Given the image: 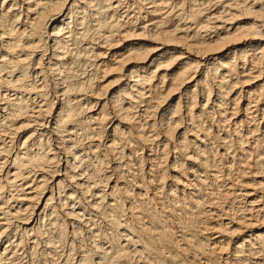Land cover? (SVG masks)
Segmentation results:
<instances>
[{"label":"bare ground","instance_id":"1","mask_svg":"<svg viewBox=\"0 0 264 264\" xmlns=\"http://www.w3.org/2000/svg\"><path fill=\"white\" fill-rule=\"evenodd\" d=\"M0 264H264V0H0Z\"/></svg>","mask_w":264,"mask_h":264}]
</instances>
